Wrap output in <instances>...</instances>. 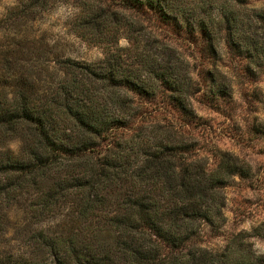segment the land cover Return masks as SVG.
<instances>
[{"label":"trees","instance_id":"obj_1","mask_svg":"<svg viewBox=\"0 0 264 264\" xmlns=\"http://www.w3.org/2000/svg\"><path fill=\"white\" fill-rule=\"evenodd\" d=\"M83 1L97 25L122 21L100 8L101 0ZM115 3L121 11L135 7L176 28L211 56L225 49L264 63V6L248 0ZM112 60L97 68L61 60L70 78L50 91L23 89V80L0 82V132L23 142L17 153L0 151V207L25 195L31 216L39 219L67 204L77 228L67 234L37 230L27 256L2 263L264 264L249 241L264 237V221L232 234L220 250L199 242L203 225L225 223L223 189L234 176L250 174L247 163L219 152L209 169L207 161L195 158L191 137L152 131L109 154L95 153V139L126 124L122 120L136 109V96L168 91L189 121L190 98L199 91L182 60L163 49L119 53ZM209 75L210 91L227 93L226 74Z\"/></svg>","mask_w":264,"mask_h":264},{"label":"rangeland","instance_id":"obj_2","mask_svg":"<svg viewBox=\"0 0 264 264\" xmlns=\"http://www.w3.org/2000/svg\"><path fill=\"white\" fill-rule=\"evenodd\" d=\"M248 1L254 7L264 6V0ZM115 2L101 0L100 8L122 21L98 20L97 25L88 17L83 0H0V82L23 80V89L50 91L70 78L61 60L97 68L112 62L119 53L163 49L169 57L178 56L184 74L199 88L190 98L193 117L185 119L168 91L136 96V109L122 120L126 124L95 139L94 150L109 154L115 146L132 144L152 131L184 140L191 137L195 158L207 161L209 169L215 167L219 152L247 163L250 174L234 176L223 189L225 223L219 228L202 227L200 244L220 250L232 234L264 221V63L254 64L225 49L211 56L201 43L189 42L182 32L142 10H122L123 17ZM217 70L227 76V93L210 91L209 74ZM22 144L18 137L0 132V151L17 153ZM28 203L29 198L23 195L0 207V264L27 256L32 250L30 235L37 230L67 234L77 229L69 205L35 219ZM249 241L264 255V237H250ZM112 264L123 263L116 260Z\"/></svg>","mask_w":264,"mask_h":264}]
</instances>
